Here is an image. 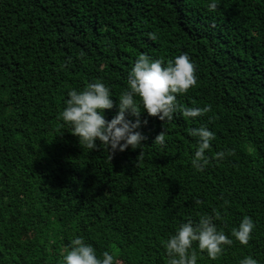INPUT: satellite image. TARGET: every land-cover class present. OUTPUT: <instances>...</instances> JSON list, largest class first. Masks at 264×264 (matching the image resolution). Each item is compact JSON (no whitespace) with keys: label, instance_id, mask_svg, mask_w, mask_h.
I'll return each mask as SVG.
<instances>
[{"label":"trees","instance_id":"trees-1","mask_svg":"<svg viewBox=\"0 0 264 264\" xmlns=\"http://www.w3.org/2000/svg\"><path fill=\"white\" fill-rule=\"evenodd\" d=\"M208 3L0 0V264H58L73 235L110 251L114 264H166L162 241L212 209L226 235L243 215L255 226L247 244L233 237L215 260L197 250L196 264H237L245 254L264 264V0ZM181 51L196 83L177 103L207 112L160 121L141 108L142 145L110 159L98 141L88 149L67 130L69 88L104 82L109 119L138 54L166 63ZM200 125L214 137L196 170L188 129ZM160 131L163 144L153 141Z\"/></svg>","mask_w":264,"mask_h":264},{"label":"clouds","instance_id":"clouds-1","mask_svg":"<svg viewBox=\"0 0 264 264\" xmlns=\"http://www.w3.org/2000/svg\"><path fill=\"white\" fill-rule=\"evenodd\" d=\"M207 7L215 9L217 0H209ZM149 38L154 40L156 36L150 33ZM194 73V63L186 52L181 51L166 63L141 52L127 71L126 86L119 93L117 110L111 118L105 119L103 110L113 107V96L110 95L109 87L99 79L89 81L79 90L69 88L63 99L60 118L67 124V130L77 137L80 146L93 149L97 146L95 141H98L110 159L115 151H122L126 147L135 149L142 145L141 141L145 137L139 131L142 121L138 118L141 108L160 121L171 120L177 110L189 118L209 110L207 104L203 107H181L177 103L176 94L184 93L196 83ZM126 113L137 118L129 120ZM188 133L196 138L190 163L194 169L201 170L208 164L206 150L210 148L214 133L204 125L190 127ZM153 141L164 143L161 131L154 136ZM224 155V151L218 150L214 158L223 159ZM194 202L199 204V198ZM220 215L218 210L212 209L211 214L200 215L195 221L188 218L179 222L162 241L166 264H196L197 250L215 260L222 254L224 245L232 244L233 237L240 244H247L255 226L252 218L243 215L229 236L214 223V220L220 219ZM115 259L108 250L97 254L93 245L86 242L83 236L73 235L64 246L58 264H114ZM237 264H259V261L245 254L238 259Z\"/></svg>","mask_w":264,"mask_h":264}]
</instances>
